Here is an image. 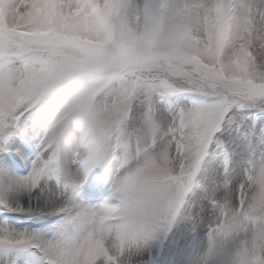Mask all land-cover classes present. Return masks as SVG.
I'll list each match as a JSON object with an SVG mask.
<instances>
[{"label": "snow or ice", "instance_id": "1", "mask_svg": "<svg viewBox=\"0 0 264 264\" xmlns=\"http://www.w3.org/2000/svg\"><path fill=\"white\" fill-rule=\"evenodd\" d=\"M0 264H264V0H0Z\"/></svg>", "mask_w": 264, "mask_h": 264}]
</instances>
